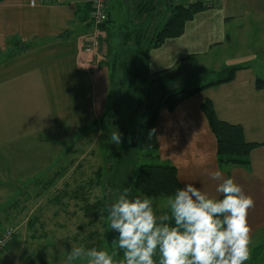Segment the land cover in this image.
I'll use <instances>...</instances> for the list:
<instances>
[{
	"label": "crops",
	"instance_id": "1",
	"mask_svg": "<svg viewBox=\"0 0 264 264\" xmlns=\"http://www.w3.org/2000/svg\"><path fill=\"white\" fill-rule=\"evenodd\" d=\"M144 1L109 0L108 23L112 17H123L124 21L128 15L137 24V7ZM215 2L186 23L182 36L149 52V71H164L158 76L164 84L186 71L184 67L192 59L226 48L232 40L231 28L237 32L264 31V0ZM84 3L87 0H0V161L4 162L5 175L23 167L14 161L24 159L25 167L30 166L27 149L17 146L30 138L40 140L64 122L77 127L94 112V78L106 65L110 49L107 47L106 58L85 51V39L93 29L77 21L76 9ZM158 8H149L144 22L154 25V31L170 14L167 7L161 12ZM255 22H261V28L252 27ZM235 57L239 61V53ZM258 59L264 67V56ZM262 75L264 72L244 66L231 82L204 89L173 112L161 108L156 124L159 159L175 168L181 188L193 183L217 195L215 182L204 172L218 169L254 198L255 208L248 216L251 255L245 264L256 251L264 252V89H255L256 79L264 80ZM206 100L218 120L240 126L245 142L259 145L251 151L247 168L218 166L216 141L200 110Z\"/></svg>",
	"mask_w": 264,
	"mask_h": 264
},
{
	"label": "rangeland",
	"instance_id": "2",
	"mask_svg": "<svg viewBox=\"0 0 264 264\" xmlns=\"http://www.w3.org/2000/svg\"><path fill=\"white\" fill-rule=\"evenodd\" d=\"M170 1L178 5L197 0ZM200 1L210 6L216 3ZM167 2L144 1L137 7L141 11L135 17L137 24L133 23V16L126 15L124 21L123 17H112V22L98 29L103 57L107 56V47L110 56L94 78L91 115L77 127L64 122L40 140L30 138L17 146L27 149L29 168L24 159L14 161L23 167L5 175L4 162L0 161V235L8 229L14 232L12 242L0 254V264H65L71 246L81 244L116 252L115 258L123 259L122 251L112 243L118 233L109 229L106 213L102 214L100 209L111 201L114 191L131 186L138 167L148 163L135 149V136L147 106L154 104L161 89L150 83L154 76L149 69L145 70L144 60L136 58L134 43L139 34L138 41L144 47L148 44L155 32L154 25L144 24L148 9L159 6L158 11H164ZM142 11L146 15L142 16ZM260 23H253L252 27L261 28ZM230 34L232 40L226 48L202 59H192L184 67L186 71L164 84V90L193 89L215 82L225 77L222 70L231 67L251 66L262 74L264 67L257 58L264 56V31L237 32L231 28ZM109 95L116 100V110L112 111V119H101L111 99ZM114 130L122 134L123 148L121 143L110 141ZM131 195L140 194L132 190ZM153 202L158 213L168 211L167 197L153 198ZM256 254L248 264H264V252ZM158 258L157 254L154 259ZM73 264L87 261L77 260Z\"/></svg>",
	"mask_w": 264,
	"mask_h": 264
},
{
	"label": "clouds",
	"instance_id": "3",
	"mask_svg": "<svg viewBox=\"0 0 264 264\" xmlns=\"http://www.w3.org/2000/svg\"><path fill=\"white\" fill-rule=\"evenodd\" d=\"M121 140L119 131L111 132V142L119 145ZM204 175L215 182L217 195L187 183L167 197L164 213L155 210L152 197L131 195V186L114 191L100 212L106 213L109 229L118 233L112 243L123 259H116V252L81 244L71 246L65 264H245L251 255L248 216L255 200L218 169L205 170Z\"/></svg>",
	"mask_w": 264,
	"mask_h": 264
},
{
	"label": "trees",
	"instance_id": "4",
	"mask_svg": "<svg viewBox=\"0 0 264 264\" xmlns=\"http://www.w3.org/2000/svg\"><path fill=\"white\" fill-rule=\"evenodd\" d=\"M167 3L170 13L169 17L159 29L155 30L151 39L148 40V44L144 47L142 43L138 41L139 34L136 36L138 39L134 43L136 47L135 55L136 58L138 57L137 59L144 60L146 71L149 69L147 63L148 54L151 50L158 49L167 40L177 39L182 36L186 23L190 22L196 14L211 7L200 0L178 5L172 4L170 0H168ZM143 9L145 8H141V10ZM90 12L91 7L88 3H84L81 7L76 9L77 21L83 24L86 29L92 28L89 19ZM140 12L141 11H139V13ZM142 12V16L146 15V12ZM145 19H147L146 16ZM107 23L108 19L106 18L105 22L100 25L99 28H105ZM140 55L143 57L139 58ZM240 68L242 67L225 68L221 71L222 74H225V77L215 82H210L193 89H176L171 91L164 90V82L158 77L164 71L153 74L154 77L150 83L156 84L155 88L161 89V92L158 94V98L155 100L154 104H149L147 106V114L142 120L135 136V149L148 163L138 167L137 174L131 182V187L134 192L152 198L168 197L174 193L177 188L181 187L177 180L175 168L169 164L163 163L159 159V145L156 139V124L159 110L165 108L168 112H173L180 104L188 101L204 89L231 82L236 71ZM171 78L173 77L171 76L169 79ZM255 89H264V80L259 78L256 79ZM109 97L111 98V95H109ZM115 110L116 100L111 98L101 119L108 117L112 119V111ZM200 110L216 141V161L218 166L221 168H247L249 166L251 151L259 145L246 143L243 130L240 126L230 125L218 120L209 100L201 103ZM124 143L125 140L123 139L121 141L122 148ZM97 177L99 178V172L97 173ZM226 177L230 176L226 174ZM98 182L99 181H97V183Z\"/></svg>",
	"mask_w": 264,
	"mask_h": 264
},
{
	"label": "built area",
	"instance_id": "5",
	"mask_svg": "<svg viewBox=\"0 0 264 264\" xmlns=\"http://www.w3.org/2000/svg\"><path fill=\"white\" fill-rule=\"evenodd\" d=\"M108 2L109 0H87V3L90 4L91 7L89 19L94 29L92 34L85 39V41L88 42L87 47H85L86 52L95 51L100 56L103 54L97 35L99 34V26L102 25L107 18L106 8ZM13 237L14 232L10 229L5 230L0 235V254L12 242Z\"/></svg>",
	"mask_w": 264,
	"mask_h": 264
}]
</instances>
